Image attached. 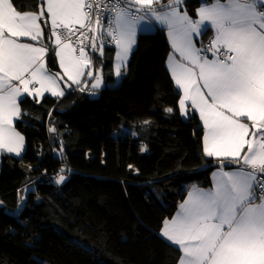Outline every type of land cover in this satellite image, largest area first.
Returning <instances> with one entry per match:
<instances>
[{"label":"trees","instance_id":"obj_1","mask_svg":"<svg viewBox=\"0 0 264 264\" xmlns=\"http://www.w3.org/2000/svg\"><path fill=\"white\" fill-rule=\"evenodd\" d=\"M11 2L20 13L43 7ZM201 2L184 0L182 8L195 18ZM45 21L46 61L58 74ZM169 53L164 30L140 33L117 85L116 49L101 55L98 47L92 78L61 81L62 97L19 99L15 126L25 148L19 158L2 154L0 264H177L180 252L161 236L162 222L188 184L207 188L213 170L236 166L205 156L198 117L180 115ZM96 71L106 82L101 92L89 91ZM59 175L65 180L57 184Z\"/></svg>","mask_w":264,"mask_h":264},{"label":"snow or ice","instance_id":"obj_2","mask_svg":"<svg viewBox=\"0 0 264 264\" xmlns=\"http://www.w3.org/2000/svg\"><path fill=\"white\" fill-rule=\"evenodd\" d=\"M40 2L46 3L63 75L76 85L84 75L93 77L91 70L85 73L93 64L83 46L86 41L96 52L99 40L103 55V33L111 38L120 78L140 22L148 19L150 26L155 21L166 29L173 53L180 56L176 60L170 53L167 67L182 93L181 115L191 118L186 107L190 102L203 123L204 155L220 159L222 165L229 159L242 167L217 172L211 189L193 185L176 215L162 222L161 235L182 253L177 264H264V0H202L198 19L180 11L184 0ZM41 19L43 8L22 14L11 0H0V149L17 156L24 141L13 126L14 118L21 115L18 98L65 94L47 70L48 49L19 39L27 37L39 44L44 38ZM209 26L214 37L207 49L197 48L194 37L205 34ZM102 84L97 71L92 89ZM64 180L59 175L56 183Z\"/></svg>","mask_w":264,"mask_h":264},{"label":"crops","instance_id":"obj_3","mask_svg":"<svg viewBox=\"0 0 264 264\" xmlns=\"http://www.w3.org/2000/svg\"><path fill=\"white\" fill-rule=\"evenodd\" d=\"M200 6H201V4H200ZM199 6V7H200ZM198 7V8H199ZM197 8V9H198ZM43 9H44V14H45V19L48 21V26H49V35H48V38H49V43H50V46H51V48L54 50V53H55V51H56V46H55V42H54V38H52L51 37V24H50V20H48V17H47V11H46V3L45 4H43ZM180 11L181 12H183V11H185L183 8H182V6L180 7ZM23 14V13H22ZM194 19H198V16H197V10H196V17L194 18ZM39 23H40V25H41V28H42V30H43V32H44V38L40 41V43L39 44H37V42L36 41H31L30 39H28L27 37H20L19 39H20V42H24V43H30V44H33V45H36V46H43V47H46L47 48V46L46 45H43L42 44V42L45 40V31H44V27H43V25H42V22L41 21H38ZM141 28H143L144 30L143 31H141ZM158 29H160V30H164V32H165V35H166V38H167V42H168V45L170 46V53H172L173 55H174V58L176 59V60H179L180 59V56H179V53H173V49H172V45H171V43H170V41H169V38H168V35H167V31H166V29H162V28H160L158 25H156V23H155V21H151V26H150V24H149V20L148 19H145V20H143V21H141L140 22V24L137 26V35H136V41H137V37H138V35L140 34V33H152V32H154V31H156V30H158ZM206 33H209V37H210V39H209V41H208V43L205 45V46H201V43H199V42H201L202 40H203V35L202 36H196V37H194V43H195V45H196V47L197 48H204V49H207V46H208V44L210 43V40H211V38H213L214 37V31L211 29V27L209 26V30L206 32ZM205 33V34H206ZM136 46V43L133 45V49H134V47ZM48 49V48H47ZM116 49V48H115ZM133 49H132V51H133ZM132 51H131V53H132ZM48 53H49V49H48ZM48 53H47V55H48ZM131 53L129 54V57H128V60H127V62H126V65H127V63H128V61H129V58H130V55H131ZM170 53H169V55H168V57H167V59H166V68H167V70H168V72H169V74H170V76H171V72L169 71V69H168V67H167V65H168V62H169V57H170ZM209 59H212L213 57H212V53L210 52V51H206L205 53H204ZM55 56H56V54H55ZM56 58H57V62H56V65H57V67H58V74H53V73H51L50 72V69H49V67H48V63H47V56H46V58H45V62H46V67H47V70L49 71V73L51 74V75H53L54 77H57V79H58V83L61 85V90L63 91V92H65V88L63 87V85L61 84V81H63V82H65L66 84H68V85H76V84H73L70 80H68V78H67V76H64L63 75V71H62V69L60 68V64H59V58L56 56ZM117 60L115 59V65L117 66ZM122 68H124V67H122ZM121 68V69H122ZM92 69V68H91ZM90 69L89 68H85V73L87 72V71H89ZM92 71V70H91ZM59 77H63L62 79H59ZM86 77V75H84V76H82L81 77V81H83L84 80V78ZM87 78H88V76H87ZM86 79V78H85ZM172 79V78H171ZM172 82H173V84H174V87L179 91V89L176 87V85H175V82H174V80H172ZM15 83V82H14ZM36 87H39V85H36ZM24 95H27V94H24ZM23 95V96H24ZM46 95H49V96H51V97H59V96H52L50 93H48V92H45L42 96H40V97H35L36 99H41L42 97H44V96H46ZM180 95H182V93H180ZM23 96H21V97H23ZM20 97V98H21ZM29 97H32V98H34L33 96H29ZM20 98H18V102H19V99ZM186 107H187V109H188V112H190V111H192V112H194L195 114H196V116L198 117V119H199V121H200V124H201V126H202V128H203V123H202V121L200 120V118H199V113L198 112H196L194 109H192L191 108V104H190V102H187V105H186ZM179 112H180V109H179ZM180 115H181V113H180ZM182 116V115H181ZM183 118H187V117H185V116H182ZM244 119H246V118H244ZM16 118H14V120H13V126L15 127V130L22 136V134L16 129V126H15V122H16ZM250 123V122H249ZM252 131H255L254 129H252ZM203 134H204V129H203ZM202 145H203V136H202ZM24 148H25V141H23V148H22V150H21V154H20V156H17L14 152L13 153H10V152H8L7 150H3V149H0V165H1V159H2V154L3 153H6V154H9L10 156H13V157H16V158H19V157H21V155L23 154V151H24ZM245 151H246V148H245ZM224 160H228V161H230L229 159H224ZM231 162V161H230ZM235 164V163H234ZM235 166L236 167H234V168H229V169H224L223 167H220V168H218V169H215V170H213L212 172H211V185L209 186V187H207V188H201V189H204V190H207V189H211L212 187H213V185H214V175L217 173V172H219V171H221V170H224V171H235V170H239L241 167H242V165H240V164H235ZM194 184H188L187 186H186V189H187V191H186V196L184 197V199L183 200H185V199H187V193L192 189V186H193ZM196 186V185H195ZM200 188V187H199ZM183 202V201H182ZM181 202V203H182ZM180 203V204H181ZM180 204L178 205V208H177V210H176V212H175V214L172 216V217H174L175 215H176V213L179 211V206H180ZM160 234H161V231H160ZM162 236V235H161ZM164 238V237H163ZM165 240H166V238H164ZM167 241V240H166ZM167 242H169V241H167ZM170 243V242H169ZM176 248L178 247V246H175ZM182 255V253H180V256Z\"/></svg>","mask_w":264,"mask_h":264},{"label":"built area","instance_id":"obj_4","mask_svg":"<svg viewBox=\"0 0 264 264\" xmlns=\"http://www.w3.org/2000/svg\"><path fill=\"white\" fill-rule=\"evenodd\" d=\"M106 2L110 3L111 0H106ZM107 14L108 13H104V15H107ZM43 20L44 19H42L40 21L42 22ZM103 35H104V47L105 48L115 47V44L111 42V38L110 37H107L106 33H103ZM89 36H91V33H89ZM73 40H75V37H73ZM83 46L85 48V51L92 58L95 52L92 51L91 41L90 40L89 41H86ZM77 47H79V45H77ZM98 47H100V41L99 40L97 41V48ZM76 54L78 55V52ZM91 68H92V66H91ZM91 68H90V70H92Z\"/></svg>","mask_w":264,"mask_h":264},{"label":"water","instance_id":"obj_5","mask_svg":"<svg viewBox=\"0 0 264 264\" xmlns=\"http://www.w3.org/2000/svg\"><path fill=\"white\" fill-rule=\"evenodd\" d=\"M41 8H43V7H40L38 12H40ZM44 19H45V14H44ZM41 20H42V19H41ZM96 72H97V71H96ZM96 72H95V73H96ZM100 72H101V71H100ZM101 74H102V73H101ZM102 77H103V75H102ZM93 80H94V78L92 79V81H91V83H90V85H89V91H91V92H101V91H103V90L106 88V82H105V80H104V77H103V84H102V86H101L100 89H92V83H93Z\"/></svg>","mask_w":264,"mask_h":264},{"label":"rangeland","instance_id":"obj_6","mask_svg":"<svg viewBox=\"0 0 264 264\" xmlns=\"http://www.w3.org/2000/svg\"><path fill=\"white\" fill-rule=\"evenodd\" d=\"M135 47H136V46H135ZM135 47H134V49H135ZM134 49H133V50H134ZM123 71H124V68L121 69V72H123ZM115 75H116V67H115ZM121 75H122V73H121ZM85 78H87V75H86ZM85 78H84V79H85ZM120 78H121V77H120ZM120 78H117V76H116V81H115V83H114L112 86L117 85V84L119 83V81H120ZM83 81H84V80H83ZM83 81H82V82H83ZM20 205H22V204H20Z\"/></svg>","mask_w":264,"mask_h":264}]
</instances>
